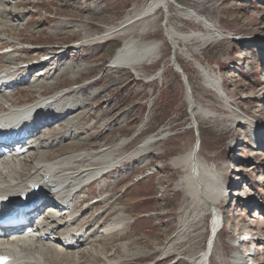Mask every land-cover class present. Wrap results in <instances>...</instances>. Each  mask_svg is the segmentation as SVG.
Here are the masks:
<instances>
[{"label":"rangeland","instance_id":"374dc122","mask_svg":"<svg viewBox=\"0 0 264 264\" xmlns=\"http://www.w3.org/2000/svg\"><path fill=\"white\" fill-rule=\"evenodd\" d=\"M27 1L29 13L25 18L30 22L27 24L23 20L20 29H10L9 32L11 38L21 42L18 55L23 63L20 65L45 61L56 53L65 52L60 60L57 59L39 77L33 75V78L46 83V96L57 91L77 89L66 100L73 97L72 100L80 108L78 113L84 114L73 124V129L80 132L85 148L99 149L128 140L118 155L124 157L150 136L162 132L166 136L157 142L149 155L122 163L108 172L103 180L80 193L79 206L82 207L87 205L86 198H90L91 203L112 196V201L118 200V212L132 221L121 236H107L105 240L108 244L116 239L118 245V248L110 247L108 254L128 259L123 264H194L189 257L192 252L197 253L207 246L212 210H205L198 224L196 232H202L200 240H194L192 244H177V249L185 250L182 255H164L160 248L176 234L179 219L184 213L192 214L199 210L191 196L176 186L189 175V170L171 163L173 158L190 153L195 145L199 147L201 162L215 168L229 181L228 194L231 197L217 211L222 218V231L212 264H228L226 258L236 252L248 255L255 248L263 251V245L258 242L244 243L246 237L238 232L249 228L254 233L264 231V211H261L264 209V164L263 167L261 165L264 163V141L259 147L255 146L248 126L237 125L226 118L230 113L225 108V101L205 86L199 68L203 65L208 71L215 72L222 82V91L233 105L243 109L258 124L264 123V0H173L169 13L158 12L157 22L149 27V34L144 38L162 43L159 59L142 67V73L147 77L163 70V74L150 83H146L144 77L136 78L126 67L107 69L127 36L94 41L77 50H67L72 44L82 41V32L75 33L76 30L84 26L88 31L102 35L107 29L118 27L134 8L150 0ZM32 3H35L34 7ZM184 11L199 14L200 19L224 35L203 47L195 41L189 43L187 51L192 57H178L186 76L177 73L170 64L175 51L166 32L172 27L184 34L207 31L195 18L185 16ZM64 23L68 29L62 31ZM54 31L56 33L52 34ZM178 46L184 47L182 43ZM196 47L199 49L195 51ZM68 65L78 72L75 77L71 72L60 76ZM52 82L56 83L50 86ZM188 84L197 108L215 113V118L205 119L202 114L195 119L192 117L187 100ZM37 97L36 89L25 86L18 94L12 95V102L24 104ZM62 115L67 117L68 113ZM65 144L69 145L70 141ZM60 148L55 147L52 154L68 150ZM239 169L243 171L239 172ZM236 191L246 200L242 202V199L232 197ZM248 197H254L255 201L248 204ZM253 205H257L255 212ZM83 214L84 211L78 213L75 220L85 217ZM113 216L98 218L97 221L108 222ZM95 237L96 234L93 235ZM239 238L243 239L241 243ZM88 242L82 250L91 247ZM124 245H127V253L122 251ZM256 260L255 263H264L261 255Z\"/></svg>","mask_w":264,"mask_h":264},{"label":"bare ground","instance_id":"6f19581e","mask_svg":"<svg viewBox=\"0 0 264 264\" xmlns=\"http://www.w3.org/2000/svg\"><path fill=\"white\" fill-rule=\"evenodd\" d=\"M24 1L0 0V59H3L0 64V132L8 130L13 125H23L27 128V134H29L25 143L17 142L15 144L19 150H23L22 154L17 157L0 158V214L7 213V211L16 212L20 208H25V206L30 208L31 205L34 206L37 203L36 200L41 196L49 198L52 194H54L52 201H54L53 205L56 206V209L50 208L42 212L41 209L44 208L42 204L35 206V209L25 215L29 218L30 224L37 219V224L38 222L39 224H46L47 226L42 230L38 229L36 224V226L31 225L29 230L23 227L5 231V235L0 238V257L5 258L4 264H123L128 259L108 254L110 247L118 248V245H116L117 240L113 239V242L108 244L105 239L107 236L112 237L114 234L119 236L124 234L125 227L131 224L132 221L118 212V200L112 201V196L107 199L100 198L91 203L90 198H86L87 205L82 207L79 206L80 193L103 180L108 172L118 168L122 163H128L149 155L156 147L157 142L163 140L166 136L163 135V132L156 135L159 138L152 135L136 150L124 157L118 155L120 149L128 143V140H121L109 146H101L99 149L85 148L86 143L81 138L80 132L73 129V124L84 114L83 112L78 113L80 108L78 103L74 99L72 100L73 97L66 100L68 95L77 89L57 91L46 96L44 95V89L48 87L44 88L46 83L41 80V82H38L33 78L34 76L39 77L48 65L56 62L57 59L60 60L65 52L56 53L45 61L20 65V63H23L18 55L21 42L11 38L9 32L10 29H20L23 20L27 24L30 22L27 17L25 18L29 13L27 10L28 1ZM172 1L150 0L145 5L134 8L132 13L127 14L118 27L109 28L102 35L90 32L84 26L80 27L81 29L76 30L75 33L82 32V41L77 42L78 44H72L67 50H77L94 41L127 36L122 46L110 60L107 69L114 70L126 67L136 78L141 79L144 77L146 83L153 82L163 74V70L160 69L156 74L147 77L142 73V67L145 63L159 59L162 43L156 40L146 41L144 38L149 34V27L157 22L158 12L167 11L169 13ZM31 5L34 7L35 3ZM184 12L185 16L195 18L198 23L203 24L207 31V33L192 32L184 34L179 33L172 27L166 32L175 51V56L170 59V64L177 73L186 76L181 64L178 62V57H192V54L187 51L189 43L195 41L200 44V47H203L213 40L221 39L224 35L217 29L212 28L209 23L200 19L199 14H194L191 11ZM167 19H169L168 15ZM63 27L62 31L68 29L66 23ZM54 33L56 31L52 32V34ZM178 43H182L184 47L179 48ZM198 49L196 47L195 51ZM72 68L71 65H68L60 73V76L71 72L72 76L75 77L78 72ZM199 70L204 78L205 86L210 87L217 96L225 101V108L230 113L226 118L236 122L237 125L248 126L253 144L259 147L264 141V123L262 125L258 124L254 121L256 119L250 117L243 109L233 105L229 96L222 91V82L215 72L208 71L203 65L200 66ZM21 76L23 79L20 80L19 77ZM55 83L52 82L50 86ZM25 86L36 89L39 97L24 104L12 102V95L18 94L20 89ZM262 91L264 95V87ZM187 100L194 119L195 116L200 114L205 119L216 117L215 113L209 110L197 108L190 85ZM63 113H68V116H70L64 117ZM32 129H34L33 132H31ZM68 141H70V144L66 145L65 143ZM51 142H53L52 145ZM55 147L68 150L53 155L52 151ZM198 155L199 147L195 145L190 153L180 155L171 161L175 167L189 170V175L181 179L176 186L191 196L193 203L199 210L192 214L184 213L180 217L176 234L160 250L164 255L173 253L182 255L185 250L177 249V244H192L195 242L194 240H200L202 232H196V229L203 219L204 211L207 209L212 210L213 219L207 246L202 251L192 252L189 257L194 264H212V258H215L213 256L222 231L220 230L222 218L217 211L224 206L231 196L229 197L228 194L229 181H226L215 168L203 164ZM263 164H261L262 167ZM238 171L243 170L239 169ZM262 182L264 183V181ZM116 189L117 186L114 190ZM237 192L232 194V197L234 195L237 200L242 199V202L245 201V197ZM254 199V197H248V204L253 203ZM47 202L46 204H48ZM256 206L253 205L252 207L254 212ZM96 210H101L102 214ZM82 211H84L83 215L85 217L82 216L81 219L76 221L75 218ZM261 211H264V209ZM36 213H39L38 215L42 217H32ZM113 214L114 216L108 222H105L106 220L105 223L102 222L103 220L101 222L97 221L98 218L107 219ZM35 228L37 229L34 230ZM36 231L40 234L34 235ZM253 233L250 228L238 232L244 238L246 237L244 243L255 244L258 242V244L263 245V251L255 248L248 255L236 252L224 261L228 264H264L261 262L255 263L258 261L256 258L260 255L264 258V231L255 232L251 237ZM94 234H96L95 238H93ZM240 238L238 242L241 243L244 238L242 240ZM87 242L91 247L82 250ZM58 246L62 249L59 250ZM126 246H122L123 253H127L128 248ZM78 249L80 250L78 252H68L69 250ZM219 262L222 263L223 260L220 259Z\"/></svg>","mask_w":264,"mask_h":264}]
</instances>
